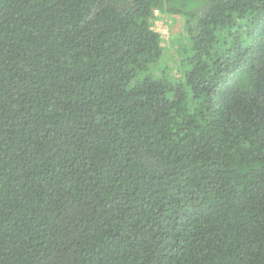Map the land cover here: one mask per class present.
<instances>
[{
  "label": "trees",
  "instance_id": "1",
  "mask_svg": "<svg viewBox=\"0 0 264 264\" xmlns=\"http://www.w3.org/2000/svg\"><path fill=\"white\" fill-rule=\"evenodd\" d=\"M0 264H264V0H0Z\"/></svg>",
  "mask_w": 264,
  "mask_h": 264
},
{
  "label": "rangeland",
  "instance_id": "2",
  "mask_svg": "<svg viewBox=\"0 0 264 264\" xmlns=\"http://www.w3.org/2000/svg\"><path fill=\"white\" fill-rule=\"evenodd\" d=\"M160 18L158 20H167V25L163 28L167 30L165 34V46H166V53L164 60L172 62L175 66L177 65V60L180 59L178 51H177V38L181 34L185 32V19L181 15L175 16H167L158 14Z\"/></svg>",
  "mask_w": 264,
  "mask_h": 264
},
{
  "label": "built area",
  "instance_id": "3",
  "mask_svg": "<svg viewBox=\"0 0 264 264\" xmlns=\"http://www.w3.org/2000/svg\"><path fill=\"white\" fill-rule=\"evenodd\" d=\"M158 18H160V17H158ZM158 18H156L154 21H153V29L155 30V31H157V32H159L161 35H162V37H163V39H164V44H165V41H166V39L164 38L165 37V34H166V32H167V30L166 29H164L163 27L164 26H168L167 25V20H158ZM165 33V34H164Z\"/></svg>",
  "mask_w": 264,
  "mask_h": 264
}]
</instances>
